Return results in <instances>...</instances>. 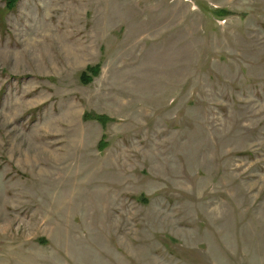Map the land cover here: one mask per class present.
Returning a JSON list of instances; mask_svg holds the SVG:
<instances>
[{
    "label": "rangeland",
    "instance_id": "obj_1",
    "mask_svg": "<svg viewBox=\"0 0 264 264\" xmlns=\"http://www.w3.org/2000/svg\"><path fill=\"white\" fill-rule=\"evenodd\" d=\"M0 264H264V0H0Z\"/></svg>",
    "mask_w": 264,
    "mask_h": 264
},
{
    "label": "trees",
    "instance_id": "obj_2",
    "mask_svg": "<svg viewBox=\"0 0 264 264\" xmlns=\"http://www.w3.org/2000/svg\"><path fill=\"white\" fill-rule=\"evenodd\" d=\"M13 3V2H11ZM99 73V66H92V67H88L82 74H81V82L83 83H89L91 80V78L97 76ZM85 119H92V120H96L98 123H100L102 126L105 125L108 121V118L106 116H102V115H96V114H92L91 116H89V114L85 115Z\"/></svg>",
    "mask_w": 264,
    "mask_h": 264
}]
</instances>
